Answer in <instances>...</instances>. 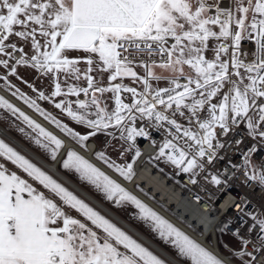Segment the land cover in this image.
Returning <instances> with one entry per match:
<instances>
[{
    "label": "snow or ice",
    "instance_id": "6c2138e0",
    "mask_svg": "<svg viewBox=\"0 0 264 264\" xmlns=\"http://www.w3.org/2000/svg\"><path fill=\"white\" fill-rule=\"evenodd\" d=\"M13 35L31 41L30 57L16 59L15 53L23 54L24 49L5 43ZM69 51L88 54L83 74L78 67L81 59L68 58ZM0 54L8 57L0 59V66L8 69L7 76H0L4 81L0 87L81 149L87 150L90 139L102 134L108 138L106 146L121 143L120 160L126 152L132 153V159L123 163L105 149L95 153L97 161L123 180L131 182L136 175L134 166L142 155L137 139L142 138L158 148L152 160L174 166L187 174L191 184L202 178L217 188L226 187L223 173L208 168L224 160L221 153L235 145L242 163L232 164L229 159L224 171H243L249 187L264 191V157L259 163L253 159L264 149V0H0ZM10 60L15 61L11 66ZM94 64L98 71L109 72L110 82L131 78L140 89L124 83L100 86L90 74ZM22 65L44 76L51 74L50 95L22 81L37 94L33 98L9 81L8 76H17ZM61 73L65 82L83 78L87 86L62 88ZM161 82L166 86L160 87ZM105 93L112 94L111 110L102 103ZM122 93L129 96L122 98ZM57 97L64 99L56 102ZM38 100L52 104L89 131H75ZM0 110L20 121L30 130L21 127L20 132L57 159L65 147L61 139L4 96H0ZM242 125L244 133L235 140L225 139L235 136ZM150 130L162 134L159 143ZM245 137L253 143L241 148ZM0 157L48 193L16 173L8 174L0 164V264H165L3 140ZM62 167L118 207L134 206L137 219L191 264H224L76 150H68ZM247 206V200L236 205ZM72 210L84 219L74 218ZM240 222L247 229L244 235L239 228L233 232L239 248L232 256L239 264H264V210L249 208ZM220 230L227 231L228 224Z\"/></svg>",
    "mask_w": 264,
    "mask_h": 264
},
{
    "label": "built area",
    "instance_id": "2783aa9c",
    "mask_svg": "<svg viewBox=\"0 0 264 264\" xmlns=\"http://www.w3.org/2000/svg\"><path fill=\"white\" fill-rule=\"evenodd\" d=\"M245 47L248 51H251L250 45H245ZM15 57L16 59H20L22 54L16 52ZM14 62V60L9 61V63ZM135 71H137L139 75L144 74L143 70ZM112 83H124L131 87H137L138 90L141 87L139 83L133 82L132 79L128 83H126L124 79H118L116 82ZM121 95L122 98L129 96L127 93H122ZM125 102H128V100H125ZM244 132L245 129L242 125L240 129L236 130L235 136L230 135L225 139L235 140ZM151 135L158 143L162 140V134L160 132L151 131ZM252 143L253 141L251 139L245 137L244 142L240 147L247 148ZM137 146L140 148L142 155L134 166L135 173H137L139 168L147 169L156 173V175L162 179L163 183L167 185V187H170V199L167 201V195L162 194L160 191L152 192L138 183L134 184V186L142 190V193L147 198L166 211L179 223L183 224L196 234L203 235L204 239L209 244L217 246L218 233L233 237V232L237 228H239L241 234L244 235L246 233L247 224H250L251 220L245 216L244 219L247 221V224L242 226L240 222L241 214L245 213L249 208L258 211L264 210V191H262L260 187L256 185L249 187L248 183H246L243 171L233 172L230 168L226 172L224 171L229 159H231L232 164L240 165L242 163V157L235 153V145L226 152L221 153L225 157L224 160L216 162L208 168V170L213 173L218 171L223 173V179L228 181L226 187L221 186L220 188L211 185L202 178L199 179L198 184L193 185L189 182L187 174L180 173L174 166L164 163L162 160H152L151 158L156 155L158 148L149 140L138 138ZM261 157H264V149L259 151L253 159L259 163ZM166 192L168 193V190H166ZM173 196H175V200L173 199ZM245 200L248 201L247 208L236 207V205H243ZM177 201H184L186 205H189L203 215L207 220V224H199L197 221H193L184 214H181L180 211H177L175 207ZM160 214L163 215L162 213ZM225 224H228V230L221 231V227ZM249 250L251 249L249 248ZM232 253L225 256L231 258L233 257Z\"/></svg>",
    "mask_w": 264,
    "mask_h": 264
},
{
    "label": "crops",
    "instance_id": "0c3cea01",
    "mask_svg": "<svg viewBox=\"0 0 264 264\" xmlns=\"http://www.w3.org/2000/svg\"><path fill=\"white\" fill-rule=\"evenodd\" d=\"M7 44V43H6ZM19 48V47H18ZM26 55V54H25ZM27 56V55H26ZM29 55L28 57H30ZM6 57V56H5ZM4 55L0 54V59H5ZM24 67V69H23ZM3 67L0 66V76H7L8 75V70H2ZM159 70V69H156ZM82 74V72H81ZM158 74H161V71H158ZM163 75L167 76L168 73L164 72L162 73ZM93 76V74L91 73ZM97 73L93 76L95 77ZM97 78V77H95ZM9 81L19 87L21 91H23L25 94L32 96L33 98L36 97V93H34L28 86L27 84H32L36 89L44 91L46 95H50V93L54 90V85L52 82L51 74L48 76H44L41 73H39L37 70L29 67V66H18L17 68V76H8ZM83 80V78L81 79ZM22 81H27V84L22 82ZM60 82L62 85V88H66L68 84H78L79 86L83 87L80 85V82L84 81H75L72 79H68L67 82H65L64 74H60ZM155 83V82H154ZM163 83V82H162ZM4 84V81L0 80V86ZM100 86H104L105 84L101 83L99 84ZM98 96L101 94L97 93ZM0 96H4L5 99H7L10 103H12L14 106L20 108L22 111H24L27 115H29L32 119L36 120L38 123H40L43 127H45L48 131L52 132L54 135H56L59 139H61L64 142L65 147L59 151L58 157L55 160L51 159L50 154H47L39 148V146L35 145L29 138L28 136H25L23 133L20 132V128L24 127L26 132H30L29 129H27L20 121L16 120L15 117H12L9 113L0 110V129L4 131L13 141H16L19 143L21 146L26 148L27 150L31 151L37 158H39L41 161H44L47 164H55L56 168L58 171L64 175L67 179L75 183L79 188L84 190L88 195L91 197L95 198L97 201L105 205L107 208H109L111 211L115 212L118 214L122 219L127 221L130 225L135 227L138 231H140L143 235H145L147 238L151 239L153 243H155L157 246L165 250L167 253H169L171 256L176 258L177 260H180L183 264H191V261L186 259L183 260L181 256H179L177 250H174L170 247H163V245H159L158 243L155 242V240L148 235L145 231H143L138 225L134 223L133 220H131V216L126 213L125 211H120V209L113 207L110 205L111 201L107 200L106 198L100 197L102 193L96 191L92 186L88 185L85 182H82L79 178L78 175L75 174L72 171L63 169L62 163L66 159L67 152L70 149L76 150L80 155H83L86 159H88L91 163L96 165L97 167L101 168V170L105 171L106 174H108L110 177L115 179L118 183H120L123 187H125L129 192H131L130 189H128L123 183H121L117 178L120 180L129 183L128 181L123 180L122 177H120L118 174L112 172L109 170L105 165L97 161L95 157V153L97 150L100 149H105L107 154L114 160H118V162L123 163L124 161H130L132 159V153L131 152H126L124 155V159L120 160L119 159V154L121 151H123V148L121 147V143L118 141H112L111 145L106 146V138L102 134L92 137L90 139L89 143V148L87 150L81 149L75 142L67 138L63 133L59 131L54 125L48 123L43 119V117L39 116L37 113H35L33 110L29 109L21 100H18L17 98L13 97L9 91H6L3 87H0ZM104 94L101 97L102 103H104L103 100ZM56 102H59V100L64 99L63 97H57L54 98ZM69 99L75 101L77 98L76 97H69ZM80 99H84L83 95H81ZM41 107H43L46 111L52 113L54 116H56L58 119L61 120L62 123H67L70 127H72L75 131L86 133L89 131L83 126H78L74 121H72L70 118L66 116V114L61 113L60 110L55 109L52 104H49L46 101H37ZM107 105L109 110H111L114 107V101L108 103ZM0 138L8 142L11 146H13L18 153H21L25 158L28 160L32 161L35 163L38 167H40L43 171L45 170L47 174L51 175L54 179H56L59 183L70 189L72 192L80 196L82 199H84L81 195H79L76 191H74L67 183H64L61 181L59 178H57L54 174H52L50 171H48L36 158L31 157L28 153H26L23 149H21L19 146H17L13 141H10L8 138L4 137L0 133ZM69 143V144H68ZM114 146V147H113ZM117 177V178H116ZM132 193V192H131ZM133 194V193H132ZM135 195V194H133ZM136 196V195H135ZM137 197V196H136ZM138 198V197H137ZM140 199V198H138ZM88 203H90L88 200L84 199ZM141 200V199H140ZM142 201V200H141ZM143 202V201H142ZM145 203V202H144ZM91 204V203H90ZM146 204V203H145ZM93 207H95L98 212H100L103 216H105L107 219L115 223L117 226H119L122 230L127 232L129 235H131L134 239H136L139 243H141L143 246L147 247L151 252H153L157 257L162 259L165 264H171L168 260H166L162 255L158 254L156 251H154L151 247L147 246L145 243H143L141 240H139L137 237L132 235L130 232H128L126 229H124L121 225H119L117 222H115L113 219H111L106 213L101 211L98 207L94 206L91 204ZM77 218V217H74ZM217 234V238L218 235ZM188 235V234H187ZM233 238V237H232ZM234 239V238H233ZM237 242V240H236ZM218 249H219V241L217 243ZM239 243L235 245H230V243L226 242L221 245V249L224 250V252L220 251L221 254L226 257L225 255H228L233 252V250L238 249ZM220 250V249H219ZM218 257V256H217ZM219 258V257H218ZM221 259V258H220ZM222 260V259H221ZM230 260V258H228ZM223 261V260H222ZM232 261L234 264H238L233 260ZM224 264H227L224 261Z\"/></svg>",
    "mask_w": 264,
    "mask_h": 264
},
{
    "label": "bare ground",
    "instance_id": "6f19581e",
    "mask_svg": "<svg viewBox=\"0 0 264 264\" xmlns=\"http://www.w3.org/2000/svg\"><path fill=\"white\" fill-rule=\"evenodd\" d=\"M1 135L8 138L10 141H13L11 137H9L4 131L0 129ZM17 146H19L21 149H23L26 153L31 155V157L36 158L48 171H50L52 174H54L57 178H59L64 183H67L74 191H76L79 195H81L84 199L88 200L91 204L98 207L101 211L106 213L111 219H113L115 222H117L119 225H121L124 229H126L128 232H130L132 235L137 237L139 240H141L143 243H145L147 246L151 247L154 251H156L158 254L162 255L166 260H168L171 264H183L173 256H171L169 253H167L165 250L157 246L155 243H153L149 238H147L145 235H143L140 231H138L135 227L130 225L127 221L122 219L118 214L111 211L109 208H107L105 205L97 201L95 198L88 195L84 190L79 188L75 183L67 179L64 175H62L58 169L56 168L55 164H47L44 161H41L39 158H37L31 151L27 150L23 146H21L16 141H13ZM69 144V143H68ZM117 178V177H116ZM123 185H125L128 189H130L135 195L139 196L143 200H145L151 207H153L158 212L162 213L163 216L169 220L171 223H173L175 226L180 228L182 231H184L186 234H188L192 239H195L197 242L201 243L203 246L208 248L211 252L214 254H218L223 259H225L230 264H234L232 261L228 260V258L224 257L218 247L216 245L209 244L203 237V235H198L189 228L185 227L183 224L179 223L177 220H175L172 216H170L166 211L161 209L159 206H157L153 201H151L149 198H147L141 191H139L134 184L138 183L142 187L149 189L152 192L160 191L162 194L168 196V200L170 199L171 190L170 187H167L160 179L156 173H153L152 171H149L147 169H141L139 168L135 177L133 180L129 183L124 182L117 178ZM168 190V193L166 192ZM173 199L175 200V196H173ZM176 210L180 211L181 214H184L185 216L189 217L193 221H197L199 224H207V220L198 213L195 209L190 207L189 205H186L184 201H177V205L175 204Z\"/></svg>",
    "mask_w": 264,
    "mask_h": 264
},
{
    "label": "rangeland",
    "instance_id": "374dc122",
    "mask_svg": "<svg viewBox=\"0 0 264 264\" xmlns=\"http://www.w3.org/2000/svg\"><path fill=\"white\" fill-rule=\"evenodd\" d=\"M16 30H19L18 28L16 29ZM37 38L38 39H41L39 36H37ZM41 42L43 43V40L41 39ZM5 43H15L16 45H17V47H19V48H23L24 49V52H23V54H22V56L23 55H27V56H29V55H32L33 54V50H32V48H31V41L29 40V41H23V40H21L20 38H18V37H15L14 35L12 36V37H10L9 38V41H6ZM8 51L9 52H11L12 50L11 49H8ZM67 55H68V58H80L81 59V63L78 65V67H80V69H81V72H82V74L85 72V70L87 69V67H88V65L86 64V63H84L83 62V60H84V58H86V56L88 55V54H86V53H83V52H79V51H69L68 53H67ZM209 55H211L210 53H209ZM5 57V56H4ZM5 59H8V57L6 56L5 57ZM94 59H96L95 57H94ZM15 63V62H14ZM14 63H9L10 64V66L12 65V64H14ZM18 68V67H17ZM23 69H24V67H23ZM2 70H8V69H2ZM134 70H139V71H141L142 69L141 68H135ZM157 72L159 71V70H156ZM161 71V70H160ZM186 71H187V69H186ZM97 73V75L95 76V77H97V78H95L94 77V79L96 80V81H98L99 82V84H101V83H103V84H105L104 85V87H107V86H109V84L110 83H112V82H110L109 81V72H101V71H98L97 70V65L96 64H94L93 65V72H92V74H93V76L95 75ZM91 74V73H90ZM125 81H126V83H128L129 81H131V79L130 78H123ZM80 81H84V82H80V85H82L83 87H86L87 86V82L85 81V80H80ZM155 84V83H154ZM159 86L160 87H164V86H166V83L165 82H161L160 84H159ZM103 100H104V103H110V102H113L114 100H113V98H112V94L111 93H105L104 94V97H103ZM109 106V105H108ZM0 140H3V139H1L0 138ZM6 144H8L10 147H12L14 150H16L13 146H11L8 142H6L5 140H3ZM17 151V150H16ZM17 152H19V151H17ZM21 154V153H20ZM32 162V161H31ZM0 164H2L3 166H4V168L7 170V172H8V174H11V173H16L17 175H19L22 179H25L26 181H28L29 183H31L32 185H33V187H35V188H37V190L38 191H40V192H44L45 194H48L47 193V190L46 189H44L43 188V186L42 185H39V183L38 182H36V181H33L30 177H28L27 176V174L26 173H24L21 169H19L16 165H14L11 161H9V160H7L6 158H4V157H0ZM44 172H46L45 170H44ZM138 189V188H137ZM70 190V189H69ZM71 191V190H70ZM74 193V192H73ZM75 194V193H74ZM75 195H77V194H75ZM25 196H26V194H25ZM78 196V195H77ZM100 197H103V198H105L104 197V195L103 194H101V195H99ZM79 198H81L80 196H78ZM82 199V198H81ZM82 200H84V199H82ZM85 201V200H84ZM87 204H89L92 208H94L95 210H97L95 207H93L90 203H88L87 201H85ZM110 205H112L113 207L115 206V208H117V209H120V211H125L126 213H128L130 216H131V220H133L134 221V223L136 224V225H138V227H140L143 231H145L146 233H148L149 235H151V237L155 240V242L156 243H158L159 245H163V247H171L168 243H166L165 241H163V240H161L159 237H158V235L156 234V233H154L153 231H151L143 222H141V221H139L138 219H137V210L135 209V207L134 206H132V205H124V206H122V207H118L113 201H111V203H110ZM98 211V210H97ZM157 212V211H156ZM158 213V212H157ZM70 214L73 216V217H77L78 219H81V220H83L84 218L83 217H81V216H79V214L77 213V212H75V210H72L71 212H70ZM166 219V218H165ZM86 223H90V222H87V221H85ZM151 240V239H150ZM195 240V239H194ZM152 241V240H151ZM218 241H219V249H220V251H222V252H224V250L223 249H221V245L222 244H224V243H226V242H228V243H230V245H235V244H237L238 243V241L236 242V240L235 239H233L231 236H228V235H226V234H222V233H220L219 235H218V238H217V243H218ZM140 242V241H139ZM172 249H174L173 247H171ZM175 250V249H174ZM182 259L183 260H186V258H183L182 257ZM181 260V259H180ZM179 260V261H180ZM231 260H233V261H235L236 263H238L239 264V261H237V260H235L234 259V257H231ZM182 261V260H181Z\"/></svg>",
    "mask_w": 264,
    "mask_h": 264
},
{
    "label": "water",
    "instance_id": "95a60500",
    "mask_svg": "<svg viewBox=\"0 0 264 264\" xmlns=\"http://www.w3.org/2000/svg\"><path fill=\"white\" fill-rule=\"evenodd\" d=\"M56 164V163H55ZM137 196V195H136ZM139 197V196H138ZM140 198V197H139ZM140 199H142V198H140ZM143 200V199H142ZM143 201H145V200H143ZM206 248V247H205ZM210 251V250H209ZM213 253V252H212ZM214 254V253H213ZM216 256H218L219 258H221L223 261H225L227 264H230L229 262H227L225 259H223L221 256H219L218 254H215ZM226 258H228L227 256H226Z\"/></svg>",
    "mask_w": 264,
    "mask_h": 264
},
{
    "label": "trees",
    "instance_id": "16d2710c",
    "mask_svg": "<svg viewBox=\"0 0 264 264\" xmlns=\"http://www.w3.org/2000/svg\"><path fill=\"white\" fill-rule=\"evenodd\" d=\"M149 235V234H148ZM151 237V235H149ZM171 248V247H170Z\"/></svg>",
    "mask_w": 264,
    "mask_h": 264
}]
</instances>
